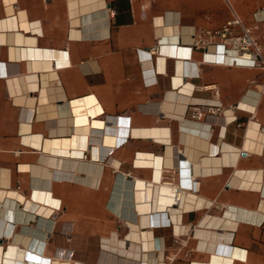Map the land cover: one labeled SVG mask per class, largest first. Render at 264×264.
<instances>
[{
	"label": "crops",
	"instance_id": "1",
	"mask_svg": "<svg viewBox=\"0 0 264 264\" xmlns=\"http://www.w3.org/2000/svg\"><path fill=\"white\" fill-rule=\"evenodd\" d=\"M234 14L264 47V0H0L4 249L69 264H264V72L200 34ZM192 105L219 109L197 120ZM82 115L106 126L84 157L53 152L77 150Z\"/></svg>",
	"mask_w": 264,
	"mask_h": 264
},
{
	"label": "bare ground",
	"instance_id": "2",
	"mask_svg": "<svg viewBox=\"0 0 264 264\" xmlns=\"http://www.w3.org/2000/svg\"><path fill=\"white\" fill-rule=\"evenodd\" d=\"M75 105L78 106L77 110H78L79 114L85 113V111L83 110L84 107L80 103H78V105L77 104H75ZM187 107H189V106H187ZM77 124L80 126H84V128L87 129L86 134L78 135L77 137H75L76 143H74V144H76L77 150L74 151L72 154H70L69 150L66 149L68 144H67V142L64 141V143H63L64 148L60 149V150L53 151V152L58 153V154L63 155V156L73 155L77 158H83L85 151L89 150L88 149L89 148L88 142H89V134H90L91 128H93V129H104L106 127L105 123L103 121H98V120L92 121L90 118H88L85 115H82L81 117L77 118ZM107 125H109V124H107ZM94 133H96V132H94ZM99 134H100V132H99ZM105 142L109 146H115L116 145V139H114L112 137H107ZM70 147H71V145H70ZM92 149H93V147H92ZM93 157L97 160H99V158H100L98 146L97 147L95 146L93 149ZM160 188H162V189L169 188L171 190L172 198L174 199V204H178L181 201V199L183 197V191H180L178 189V186L175 187V185H171V184L164 182L160 185ZM2 194L3 193H0V200L3 199L4 195H2ZM36 200L43 203L45 201V196H42L41 194L39 196V194H38L36 197ZM27 207L30 210H36L37 209L36 204H34L33 202H29L27 204ZM40 208H42V207H39L38 211H36V212H38L42 215L43 214L47 215L45 213L39 212ZM162 215L165 216L164 213ZM6 217L10 218V219L17 220L16 213L11 212V211L7 212ZM3 218H5V217H3ZM0 219H1V216H0ZM12 233H13V230L11 228H9V229H6V228L1 229L0 228V236H3L4 234H6L7 236H10ZM103 247L111 249L110 246L103 245ZM0 264H69V263L48 259L47 257L41 256V255H39L35 252H32L30 250L22 249L17 245H11L8 250L4 249V247L2 245H0Z\"/></svg>",
	"mask_w": 264,
	"mask_h": 264
},
{
	"label": "built area",
	"instance_id": "3",
	"mask_svg": "<svg viewBox=\"0 0 264 264\" xmlns=\"http://www.w3.org/2000/svg\"><path fill=\"white\" fill-rule=\"evenodd\" d=\"M201 36L216 37L219 39V45L226 53L234 55L235 65L257 68L264 72L263 50L258 41L253 36V29L244 25L239 16L234 14V17L227 21L220 29L213 32H201ZM200 45L203 50H207L208 46L204 47L202 40L195 42ZM159 45L152 49L153 54L159 52ZM264 94V87L261 90ZM219 107L211 105H192L187 111V115L193 119L201 120L209 114H213V110ZM167 183V182H166ZM171 184L172 183H168Z\"/></svg>",
	"mask_w": 264,
	"mask_h": 264
}]
</instances>
